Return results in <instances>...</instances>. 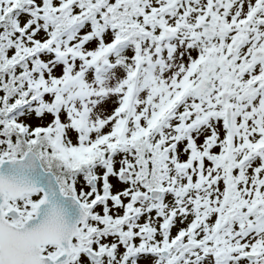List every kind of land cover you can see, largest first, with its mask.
Returning a JSON list of instances; mask_svg holds the SVG:
<instances>
[{
    "label": "snow or ice",
    "instance_id": "6c2138e0",
    "mask_svg": "<svg viewBox=\"0 0 264 264\" xmlns=\"http://www.w3.org/2000/svg\"><path fill=\"white\" fill-rule=\"evenodd\" d=\"M0 264H264V0H0Z\"/></svg>",
    "mask_w": 264,
    "mask_h": 264
}]
</instances>
